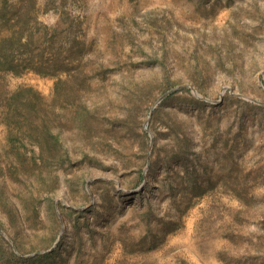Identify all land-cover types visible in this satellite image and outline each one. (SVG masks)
<instances>
[{
    "label": "rangeland",
    "instance_id": "rangeland-1",
    "mask_svg": "<svg viewBox=\"0 0 264 264\" xmlns=\"http://www.w3.org/2000/svg\"><path fill=\"white\" fill-rule=\"evenodd\" d=\"M24 14L86 76L0 72V264H264V0H0V40Z\"/></svg>",
    "mask_w": 264,
    "mask_h": 264
},
{
    "label": "trees",
    "instance_id": "trees-1",
    "mask_svg": "<svg viewBox=\"0 0 264 264\" xmlns=\"http://www.w3.org/2000/svg\"><path fill=\"white\" fill-rule=\"evenodd\" d=\"M24 15L26 21L22 23V27L0 40V72L20 75L25 71H33L42 76L66 73L70 77L76 74V78L81 77V81H84L86 75H83L79 64L87 48L85 41L78 35L81 23L67 16V26L62 31L65 36L59 25H43L39 29L43 30L42 39L37 42L35 33L26 28L30 15ZM63 83L58 80L55 90ZM3 99L6 107L5 123L10 125L11 120L20 117L22 112H26L22 117L32 118L33 110L42 100V96L32 88H20L5 98L3 95ZM46 134L49 135V131Z\"/></svg>",
    "mask_w": 264,
    "mask_h": 264
},
{
    "label": "water",
    "instance_id": "water-1",
    "mask_svg": "<svg viewBox=\"0 0 264 264\" xmlns=\"http://www.w3.org/2000/svg\"><path fill=\"white\" fill-rule=\"evenodd\" d=\"M263 74H264V72H263ZM259 78H260V76H259ZM260 86L264 89V87L260 84ZM184 87H186V88H190L189 86H184ZM180 88H182V86L181 87H177V88H174L173 90H170L169 92H167V93H165L158 101H157V103L156 104H158V103H160L164 98H166L169 94H171L172 92H174V91H176V90H178V89H180ZM194 92V94H195V96L196 97H198L199 99H204L203 97H201L197 92H195V91H193ZM236 96H239V97H241V98H244V99H248L246 96H243V95H240V94H235ZM257 103H260V104H262L261 102H257ZM150 134V133H149ZM63 227H62V231H63ZM61 234H62V232H61ZM61 234H60V236H61ZM60 236H59V239H60ZM58 239V240H59ZM58 240H57V242H58ZM57 242L55 243V245H54V247L57 245ZM53 250V248H51L49 251H46V252H39V253H35V254H32L31 256H37V255H40V254H45V253H49V252H51Z\"/></svg>",
    "mask_w": 264,
    "mask_h": 264
}]
</instances>
